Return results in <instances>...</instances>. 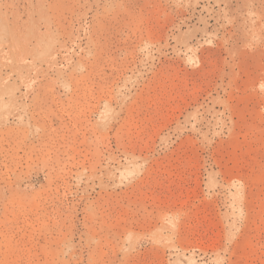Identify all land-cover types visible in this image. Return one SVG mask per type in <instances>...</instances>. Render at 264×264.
I'll return each mask as SVG.
<instances>
[{"label": "rangeland", "instance_id": "1", "mask_svg": "<svg viewBox=\"0 0 264 264\" xmlns=\"http://www.w3.org/2000/svg\"><path fill=\"white\" fill-rule=\"evenodd\" d=\"M1 25L35 66L0 120V264H264V0H0Z\"/></svg>", "mask_w": 264, "mask_h": 264}, {"label": "crops", "instance_id": "2", "mask_svg": "<svg viewBox=\"0 0 264 264\" xmlns=\"http://www.w3.org/2000/svg\"><path fill=\"white\" fill-rule=\"evenodd\" d=\"M12 31L10 25L0 26V120H3L10 110L19 107L20 98L25 94L20 84L25 76L30 78V72L35 66V53L30 45L32 42L28 40L27 44L23 45L21 60L20 50L13 48L16 45H11Z\"/></svg>", "mask_w": 264, "mask_h": 264}]
</instances>
